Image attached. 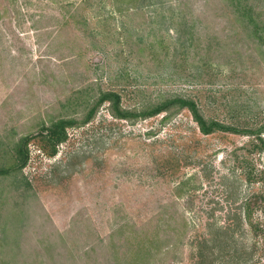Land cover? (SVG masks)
<instances>
[{"label": "rangeland", "instance_id": "1", "mask_svg": "<svg viewBox=\"0 0 264 264\" xmlns=\"http://www.w3.org/2000/svg\"><path fill=\"white\" fill-rule=\"evenodd\" d=\"M249 2L264 17V0ZM227 3L0 0V164L50 120L83 117L100 90L126 108L184 97L205 117L263 121V48ZM167 113L116 119L104 103L53 156L30 140V188L0 178V264H261L264 208L252 213L257 234L242 204L264 195V177L248 183L239 166L264 169V149L248 152L249 135L201 134L185 109ZM152 234V256L131 260Z\"/></svg>", "mask_w": 264, "mask_h": 264}, {"label": "trees", "instance_id": "2", "mask_svg": "<svg viewBox=\"0 0 264 264\" xmlns=\"http://www.w3.org/2000/svg\"><path fill=\"white\" fill-rule=\"evenodd\" d=\"M227 1V6L232 9L236 18H238L245 25L249 35L255 38L258 46L260 49L262 47L264 52V17H262L260 9L258 8L257 10V6L250 3L249 0ZM104 103L108 104L109 112L114 118L133 121L136 119L152 117L162 112L167 113L170 111L185 109L201 134L208 135L217 131L249 135L252 139L247 144L250 147V149L247 150L248 152H251V149H256L257 151L264 149V141L260 136V134L264 131V118L263 121L254 123L251 126L244 128L242 126H238V124H229V122H222L211 117H205L198 104L193 99L184 97L168 98L141 109L126 108L121 104V96L118 92L114 90H100L97 93V97L95 99L92 98L89 109L85 112L83 117L81 116L80 119L69 116L56 117L50 120L48 124H43L36 133L20 137L11 148V157L13 158V161L9 164H0V178H13L16 190L27 191L31 184L22 174V169L26 165L29 157V150L27 148L29 141L37 138L42 144L45 153L48 156H53L57 151L58 144L66 140L67 128L75 125H82L90 121L95 115L98 107ZM168 116V113L165 114L164 119L168 118ZM244 160L245 159L240 160V162H243ZM173 164H175L174 160H169L166 166L172 172H174L177 168L173 167ZM239 167L244 170L242 175L244 180L248 183L264 177V169L254 172L253 168L247 164H242V166L240 165ZM246 168L247 170H245ZM187 181L188 178L185 177L176 184V193L179 195L181 194V191H183ZM259 207L264 208L263 194L250 195L244 199L242 204L243 219L257 234L261 231V229L257 228L259 222L257 220L253 221L252 213ZM160 242L161 238L158 235H150V238H148V249L146 244L132 249L130 254L131 260L141 261V258L146 255L147 251L148 257H151L152 251L157 249ZM261 254V264H264V234Z\"/></svg>", "mask_w": 264, "mask_h": 264}]
</instances>
